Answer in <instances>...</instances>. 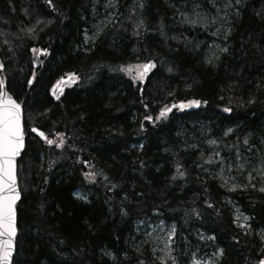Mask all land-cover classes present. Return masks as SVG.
<instances>
[{
    "label": "trees",
    "instance_id": "trees-1",
    "mask_svg": "<svg viewBox=\"0 0 264 264\" xmlns=\"http://www.w3.org/2000/svg\"><path fill=\"white\" fill-rule=\"evenodd\" d=\"M104 3L0 0L3 80L23 106L26 137L13 264H160L136 241L138 224L157 217L176 227L178 264L201 249L199 233L224 250L218 264H256L264 193L230 191L208 143L225 141L233 155L247 138L264 153V0H242L227 51L210 63L214 35L183 17L208 0H118L114 23L85 46ZM149 60L156 66L143 81L126 75ZM192 100L202 103L179 107ZM178 165L185 176L173 180ZM228 200L250 217L251 234L235 225Z\"/></svg>",
    "mask_w": 264,
    "mask_h": 264
},
{
    "label": "rangeland",
    "instance_id": "rangeland-1",
    "mask_svg": "<svg viewBox=\"0 0 264 264\" xmlns=\"http://www.w3.org/2000/svg\"><path fill=\"white\" fill-rule=\"evenodd\" d=\"M104 2L103 12H105L106 15L99 18L100 20L93 24V26L86 32L85 46H90L93 44L97 36L101 33V29H103V27L109 26V24L111 25L116 20L117 15L115 9L118 6V0H104ZM197 4L198 3L193 4V7H191V12L183 16L184 20L186 15L191 18L193 8ZM229 4H231V7L227 6ZM241 4L242 0H240L239 4H236L235 0H208V3L203 6L204 8L201 6V4H198L199 7L196 8V11L207 13L209 18L214 17L216 19V23L209 27L211 30L208 28L209 32L216 33L209 47V57L207 58L209 63L218 58V56L223 52L221 49L225 48L223 43L225 42L229 33L228 25L230 23V17L237 12V7ZM137 65L139 64L131 65L125 68L126 75L134 82H138L140 80L135 78L137 76ZM208 145L211 157L215 159V162L220 161L219 164L214 165V170L218 172L219 180H221L229 189H231L234 185L238 186L236 190L253 188L251 184H256L257 187H259L261 180L260 173L261 170H264V153L260 154V156L254 152V146L247 145L245 150L240 152L241 158L236 159L234 154L232 155L228 152L229 148L231 147L230 145L228 146V143H225V141L224 143L216 141L215 144L209 142ZM222 145H227L228 150ZM216 152L220 153L218 157L215 155ZM233 161H235V163H233ZM240 164H243L244 167L241 170H237V166ZM249 173H251V175L254 177V179L251 181V184H249L247 179ZM225 181H227V183H225ZM75 196L82 200L88 199L87 195L82 191H77ZM227 202L232 205L233 217L236 226L239 227V224L241 223L250 224L249 216V220L247 222L243 220V217L247 215L242 212L240 207H238L233 201L228 200ZM237 217H240V219L237 220ZM173 226L175 225L167 224L158 217L152 220L150 219L145 222H141L137 226V244L140 245L141 243L150 246L154 257L160 264L162 261L164 264H172V260L168 258V255H166V253L170 250L171 257H174L176 264H178V259L175 254V235L173 236L172 240H168V235ZM239 228L242 229L241 227ZM242 230L246 231L245 229ZM262 232L263 231H259L258 235L260 236ZM198 238L202 242V245L199 246L201 249L193 252L190 257V264H213V262L218 264L221 257L217 259L215 253L219 248L213 246L211 236L199 233ZM166 243L168 244V249L165 248Z\"/></svg>",
    "mask_w": 264,
    "mask_h": 264
},
{
    "label": "snow or ice",
    "instance_id": "snow-or-ice-1",
    "mask_svg": "<svg viewBox=\"0 0 264 264\" xmlns=\"http://www.w3.org/2000/svg\"><path fill=\"white\" fill-rule=\"evenodd\" d=\"M45 2L49 5V7L53 6V0H45ZM236 4L240 3V0H235ZM231 7V4L227 5ZM142 7V5H141ZM199 5H195L193 8L192 16L189 18L187 15L185 16V22L194 26L200 27L202 30L207 31L209 27L216 23V19L209 18L207 13H201L196 11ZM39 23V21H37ZM215 35L216 33H212ZM33 51H36L33 49ZM221 51H227L226 48L221 49ZM156 65L153 61L149 60L147 63H143L137 65V76L135 78L140 79L143 81L144 77L151 71ZM4 68V65L0 63V70ZM171 72L172 70L169 69ZM31 83V81H29ZM4 87V81L0 80V96L6 95L2 89ZM202 102L200 100H192L189 101L187 104H181L179 107L187 108L191 106L199 107ZM206 103V101L204 102ZM147 107V105H145ZM170 111V109H164L160 113V117H164L166 113ZM225 112H231L230 108H225ZM144 119L146 121H153V117L150 115H145ZM143 127V125H141ZM33 132H37L38 135L44 137V133L38 132L36 128H32ZM231 132V129L228 130ZM227 134V133H226ZM62 135V134H61ZM46 139V137H45ZM49 145L53 144V140H47ZM212 144H215L216 141H211ZM244 145H248V140L245 138L243 141ZM63 144V139L56 145L59 147ZM24 146V130L21 124V107L20 104L13 100L10 96L7 97L6 100L0 104V264H11V259L13 256V251L15 248V237L17 235V211H16V203L20 199V193L17 190V181H16V174H15V158L20 154L21 149ZM239 148V145L236 146ZM215 155L218 157L220 155L219 152H216ZM236 159L241 158V154L239 151L234 153ZM207 163H213L212 159L206 161ZM87 163V162H85ZM217 164L220 161H216ZM235 163V161H233ZM244 165L240 164L237 166V170L243 169ZM94 173H89L86 175V179L94 182ZM261 180L259 183L258 191L264 193V170H261ZM185 173L181 171V166H177L176 174L173 175L172 179H183ZM249 184L254 179V177L249 173L247 176ZM227 183V181H225ZM254 189H257L256 184H251ZM238 186L234 185L230 190H236ZM246 187V186H245ZM127 198V197H125ZM208 207H212V204H208ZM195 211V210H193ZM123 215H127L126 212L122 211ZM158 214V212H157ZM240 217H237L239 220ZM243 220L247 222L249 220L248 216H244ZM91 227V225H89ZM239 227L245 229V235L251 234V225L247 223L239 224ZM175 226L172 227L169 235L168 240H172L173 236L175 235ZM262 247L260 255L256 260V264H264V232L260 234ZM165 248L168 249V244H165ZM224 254L223 249H217L215 255L216 258L219 259ZM105 256H112L110 252L105 251ZM168 258L172 260V264H176L175 258L171 257L170 250L166 253ZM115 257H113L114 259ZM140 264H143V261H140ZM161 264H164L162 261ZM215 264V262H213Z\"/></svg>",
    "mask_w": 264,
    "mask_h": 264
},
{
    "label": "water",
    "instance_id": "water-1",
    "mask_svg": "<svg viewBox=\"0 0 264 264\" xmlns=\"http://www.w3.org/2000/svg\"><path fill=\"white\" fill-rule=\"evenodd\" d=\"M0 80H3V74H2V70H0ZM69 78H65V79H62L61 80V84H65L67 82H69ZM4 81V80H3ZM62 86H60L59 89H61ZM2 91L6 94V95H3V96H0V104L3 103L4 100L7 99V97L9 96L8 93H7V90H6V85L4 83V87L2 89ZM12 98V97H11ZM13 99V98H12ZM15 100V99H13ZM16 101V100H15ZM17 102V101H16ZM18 103V102H17ZM21 107V124H22V127H23V130H24V111H23V106L20 105ZM37 133V132H35ZM25 144H26V137H25V134H24V146L23 148L21 149L20 151V154L15 158V174H16V181H17V190L19 191L20 193V199L17 201L16 203V211H17V206L19 204V202L21 201L22 199V195H21V192H20V189H19V184H18V162L19 160L21 159L23 153H24V150H25ZM18 229V228H17ZM17 239H18V231H17V235L15 237V248H14V251H13V256H12V259H11V264H13V259L15 257V254H16V249H17Z\"/></svg>",
    "mask_w": 264,
    "mask_h": 264
},
{
    "label": "bare ground",
    "instance_id": "bare-ground-1",
    "mask_svg": "<svg viewBox=\"0 0 264 264\" xmlns=\"http://www.w3.org/2000/svg\"><path fill=\"white\" fill-rule=\"evenodd\" d=\"M201 152V151H200ZM205 154V153H204Z\"/></svg>",
    "mask_w": 264,
    "mask_h": 264
}]
</instances>
